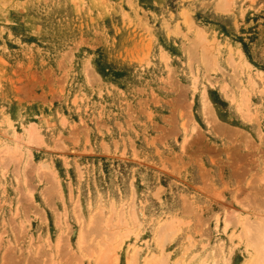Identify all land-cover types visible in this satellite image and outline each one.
<instances>
[{"label": "rangeland", "instance_id": "374dc122", "mask_svg": "<svg viewBox=\"0 0 264 264\" xmlns=\"http://www.w3.org/2000/svg\"><path fill=\"white\" fill-rule=\"evenodd\" d=\"M260 217L264 0H0V264H249Z\"/></svg>", "mask_w": 264, "mask_h": 264}, {"label": "bare ground", "instance_id": "6f19581e", "mask_svg": "<svg viewBox=\"0 0 264 264\" xmlns=\"http://www.w3.org/2000/svg\"><path fill=\"white\" fill-rule=\"evenodd\" d=\"M210 53L209 51H204V55H203V60L205 63L209 64L210 63ZM240 61V60H239ZM246 66L248 64H245ZM261 74V73H260ZM249 81V80H248ZM249 85L252 86L254 85L253 81L250 80L249 81ZM233 95V94H232ZM247 95V91L244 89L242 90L241 93V97H240V104L238 106H240V109L238 108L239 111H242L241 107L247 106V101H248V97ZM204 99L203 100V105L205 106V101L206 98L205 96H203ZM207 105V104H206ZM205 110L206 106L204 107ZM11 130L14 132V127L10 126ZM15 133V132H14ZM26 140H24V138H19L18 136L16 137L17 140H20L21 142L25 143L26 145H31V144H36L39 145V137L37 135V132L35 131L33 126H30L27 130H26ZM19 141V143H20ZM16 145V144H15ZM21 146V145H20ZM16 148V147H15ZM21 147L17 146V149H12L11 147L7 146L3 151H2V155L5 156H9L11 158H14L15 160H17L18 162L21 160L22 158V153L23 151L20 149ZM44 168V167H42ZM46 168V167H45ZM79 212V211H78ZM139 212V211H138ZM104 214V212L102 213ZM130 216H131V220L135 223L138 224V214L137 211L135 209V207L131 208V212H130ZM122 218V217H121ZM114 220V219H113ZM116 220V219H115ZM116 222V221H115ZM131 222V221H130ZM141 222V221H140ZM248 222L246 221V224ZM105 224V223H104ZM107 227H111V222L106 223ZM117 226L120 227H124L126 226V223H124L123 219L119 220L116 222ZM217 225V224H216ZM163 227V228H162ZM159 230V233L157 235V242L160 246V249H162L164 247V245H166L167 243V238L173 233V227L172 224L169 223L167 225L162 226ZM103 228V227H102ZM117 230V229H116ZM115 230V231H116ZM227 230V226H225L224 231ZM244 234L246 236V240H248L250 247L252 248V251L254 252V257L250 260L249 264H264V217H260L259 220L257 219L256 222L254 223H250L248 224V226L244 227ZM117 232H115L116 234ZM120 234V233H119ZM119 234H116V236H118ZM243 238V235H242ZM241 238V239H242ZM84 242L80 243L83 244ZM98 248V247H97ZM163 250V249H162ZM112 250L109 247H106V249L104 250L103 254H102V262H104L103 260L107 259L110 262V259L112 258V256H114V254H112ZM137 252V251H136ZM139 253V252H138ZM138 253H135L133 255V257H135L134 261H137V257H138ZM112 255V256H110ZM110 257V258H109ZM162 264H164V260L163 262H160ZM158 264V263H157Z\"/></svg>", "mask_w": 264, "mask_h": 264}]
</instances>
